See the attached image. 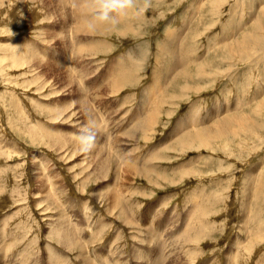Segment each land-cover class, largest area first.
<instances>
[{
    "label": "rangeland",
    "instance_id": "374dc122",
    "mask_svg": "<svg viewBox=\"0 0 264 264\" xmlns=\"http://www.w3.org/2000/svg\"><path fill=\"white\" fill-rule=\"evenodd\" d=\"M137 11L0 0V264H264V0Z\"/></svg>",
    "mask_w": 264,
    "mask_h": 264
},
{
    "label": "clouds",
    "instance_id": "9594fccd",
    "mask_svg": "<svg viewBox=\"0 0 264 264\" xmlns=\"http://www.w3.org/2000/svg\"><path fill=\"white\" fill-rule=\"evenodd\" d=\"M149 5V0H85L88 14L86 28L89 32H94L99 25L114 27L120 18L125 16L129 10L137 9V14L143 13ZM101 130L94 124L89 123L83 127L76 136V154L88 155L96 145L97 134Z\"/></svg>",
    "mask_w": 264,
    "mask_h": 264
},
{
    "label": "bare ground",
    "instance_id": "6f19581e",
    "mask_svg": "<svg viewBox=\"0 0 264 264\" xmlns=\"http://www.w3.org/2000/svg\"><path fill=\"white\" fill-rule=\"evenodd\" d=\"M259 1V0H258ZM261 5V4H260ZM78 10V9H77ZM263 14H264V12H262ZM83 15V14H82ZM258 18V17H257ZM84 20V19H83ZM79 25V24H78ZM84 27H86L85 26V23H84ZM80 28V27H79ZM259 30V33L260 34H258L257 33V31ZM251 31V30H250ZM261 31V32H260ZM89 32V31H88ZM247 34V33H246ZM248 35V34H247ZM253 36V37H252ZM248 38H243V39H241V40H243V41H240L239 42V44H238V53L236 54L237 56H239L241 59H243V57L244 56H246V58L248 57L247 55L248 54H250L251 52V50L253 49V48H255L256 49V46L258 45L259 47H262V46H264V21L262 20V18L261 17H259L257 20H256V28L255 29H253V31H252V33H250L248 36H247ZM252 37V38H251ZM249 39H252V43H249L250 41H249ZM238 41V40H237ZM231 44V43H230ZM233 46H234V44H233ZM229 48V47H228ZM231 49H232V47H231ZM262 49V48H261ZM231 52H235V50H233V51H231ZM250 52V53H249ZM236 53V52H235ZM234 54V53H233ZM251 55V54H250ZM230 56H231V54H230ZM246 60V59H245ZM262 103L264 104V101H262ZM264 106V105H263ZM226 112V111H225ZM250 114V113H249ZM223 115V114H222ZM232 115V114H231ZM239 115V114H238ZM240 115H242V113L240 114ZM246 115H247V113H246ZM236 116V115H235ZM232 117V116H231ZM249 117V116H248ZM152 118V117H151ZM226 118V117H225ZM239 118H241V117H239ZM232 119H233V117H232ZM242 119H244V118H242ZM219 120H221V119H219ZM261 121V120H260ZM259 121V122H260ZM264 121V120H263ZM262 121V122H263ZM222 122V121H221ZM237 122H240V121H237ZM148 123H150V124H154V123H152L149 119L147 120V122H145V125H144V127L146 126V124H148ZM216 124V123H215ZM214 125V124H213ZM218 125V124H217ZM255 125H257V124H255ZM215 127H216V125H214ZM144 127H142V128H144ZM220 127V126H219ZM260 127V126H259ZM214 128V127H213ZM212 128V129H213ZM215 129V128H214ZM213 129V130H214ZM216 129H217V127H216ZM215 129V130H216ZM246 129V128H245ZM252 129H254V128H252ZM213 130H211V132L213 131ZM218 130H219V128H218ZM190 131V130H189ZM188 131V132H189ZM195 131H196V129H195ZM198 131H200V129L198 130ZM202 131V130H201ZM206 131V130H205ZM222 131H223V129H222ZM254 131V130H253ZM187 132V131H186ZM204 132V131H203ZM214 132V131H213ZM199 133V132H198ZM202 133V132H201ZM205 133V132H204ZM210 133V132H209ZM215 133V132H214ZM186 134L187 133H185V136H186ZM190 134V133H189ZM195 134H197V133H195ZM220 134V133H219ZM184 135V134H183ZM214 135V134H213ZM217 135H218V133H217ZM217 135H216V137H217ZM188 137H189V135H187ZM186 136V138H188ZM198 136V135H197ZM191 137V136H190ZM215 137V136H214ZM205 144V143H204ZM207 144V143H206ZM38 168V167H37ZM37 170V169H36ZM43 172V171H42ZM39 173V172H38ZM42 175V174H41ZM114 194V193H113ZM114 196H112L111 198H113ZM115 198V197H114ZM112 203V202H111ZM113 207H114V205H113ZM61 218V217H60ZM128 222H129V220H128ZM61 223H62V225L64 224V222H62L61 221ZM64 226V225H63ZM148 228V227H147ZM149 229H151V228H149ZM147 230V229H146ZM57 232V238H58V242H59V244L62 246V247H64V248H66V249H69V250H71V248L73 247V246H75V243H79V240L77 239V237L75 236V234H74V230H73V227H71V225L70 224H68V226H67V224H66V226H64V227H60V229L59 230H57L56 231ZM148 234L150 233L149 231L147 232ZM152 234V233H151ZM150 234V235H151ZM253 240V239H252ZM254 241H256V240H254ZM81 244V243H80ZM160 245V244H159ZM162 245V244H161ZM2 247H3V245H1ZM78 246V245H77ZM82 247V246H81ZM160 247H162V246H160ZM163 248V247H162ZM0 249H3V248H1L0 247ZM150 250V249H149ZM153 250V249H152ZM154 251H156V250H154ZM3 252V251H2ZM151 253H153L152 251H150ZM150 252H147L146 251V253H144V256H142L141 255V258H145V261H146V263H148L149 264V260H150V257L151 256H154V255H149V253ZM81 253V252H80ZM162 253V252H161ZM82 255V254H81ZM10 257V256H9ZM81 258V257H80ZM139 258H140V255H139ZM156 258V257H155ZM50 259V258H49ZM152 259V258H151ZM11 260V259H10ZM80 260H82V259H80ZM86 260V259H85ZM156 260V259H155ZM22 261H23V259H22ZM51 261H53L52 259H51ZM87 261V260H86ZM143 261H144V259H143ZM153 261V260H152ZM52 263V262H51ZM4 264V263H3ZM10 264V263H9ZM30 264H33V263H30ZM53 264V263H52ZM90 264V263H89ZM144 264V263H143Z\"/></svg>",
    "mask_w": 264,
    "mask_h": 264
}]
</instances>
